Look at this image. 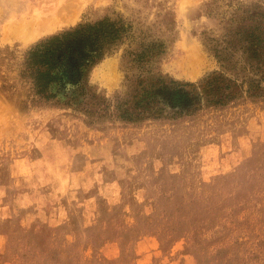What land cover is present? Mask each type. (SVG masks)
Segmentation results:
<instances>
[{
    "label": "rangeland",
    "instance_id": "374dc122",
    "mask_svg": "<svg viewBox=\"0 0 264 264\" xmlns=\"http://www.w3.org/2000/svg\"><path fill=\"white\" fill-rule=\"evenodd\" d=\"M59 1L0 0V264H264V88L240 87L264 73V0ZM59 3L52 29L18 28ZM106 19L122 37L82 85L109 112L33 95L28 49ZM214 72L224 105L199 97ZM160 79L197 85V108L113 113Z\"/></svg>",
    "mask_w": 264,
    "mask_h": 264
},
{
    "label": "trees",
    "instance_id": "16d2710c",
    "mask_svg": "<svg viewBox=\"0 0 264 264\" xmlns=\"http://www.w3.org/2000/svg\"><path fill=\"white\" fill-rule=\"evenodd\" d=\"M119 24V25H118ZM102 20L96 23L79 24L59 34L48 37L32 46L25 53L19 76L30 85L33 95L48 100H64L78 106L95 107L109 112V106L103 101L88 102L91 98L82 85L85 74L90 66L100 60L108 45L122 37L124 28L120 23ZM253 55H264V34L259 32L253 37ZM257 58V57H256ZM260 79L248 78L240 85L247 83L246 92L258 95L264 88ZM141 93L131 107L121 103L114 107L113 113L122 120L133 121L146 116L148 110H156L160 114L163 107H152L154 97L163 105L173 108L175 115H183L194 111L196 101L193 95L197 85L163 79L155 83H139ZM233 79L223 73H212L203 79V91L199 95L206 104L224 105L234 99Z\"/></svg>",
    "mask_w": 264,
    "mask_h": 264
},
{
    "label": "bare ground",
    "instance_id": "6f19581e",
    "mask_svg": "<svg viewBox=\"0 0 264 264\" xmlns=\"http://www.w3.org/2000/svg\"><path fill=\"white\" fill-rule=\"evenodd\" d=\"M72 1H74V0H72ZM63 2H65L67 4V1L63 0ZM65 3L64 4L59 3L60 5L57 4L58 6H56L54 8L51 6L50 8H47L45 12H42V11H39L37 13L32 12L33 13L32 16L30 15L31 18L29 17L28 20L26 18L25 19L23 18L19 22V24L17 25L18 28L22 29V31L25 33V34L23 33L24 35H29V36L35 34L36 32L40 33V32L52 29L53 28L52 26H55V24H57L59 22V20H58L59 18L57 17V12H58L57 7H60L62 5L66 6ZM76 5H77V3H76ZM70 7H72V6H70ZM43 9H45V8H43ZM69 14L71 15V13H69ZM69 17H71V16H69ZM62 18H63V16H62ZM65 21H66V19H65Z\"/></svg>",
    "mask_w": 264,
    "mask_h": 264
}]
</instances>
